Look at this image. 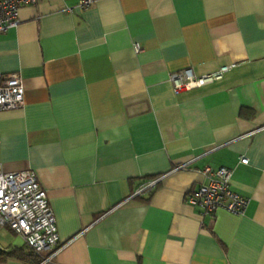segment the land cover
Segmentation results:
<instances>
[{"label": "crops", "instance_id": "1", "mask_svg": "<svg viewBox=\"0 0 264 264\" xmlns=\"http://www.w3.org/2000/svg\"><path fill=\"white\" fill-rule=\"evenodd\" d=\"M78 1L22 5L0 33V75L19 73L24 98L0 111V165L46 192L59 241L44 264H264V0ZM230 63L204 87L168 81ZM205 165L231 169L242 215L186 202ZM14 248L0 227V264H33L2 256Z\"/></svg>", "mask_w": 264, "mask_h": 264}, {"label": "built area", "instance_id": "2", "mask_svg": "<svg viewBox=\"0 0 264 264\" xmlns=\"http://www.w3.org/2000/svg\"><path fill=\"white\" fill-rule=\"evenodd\" d=\"M39 0H0V33L17 24L18 10L22 5H36ZM95 0H79L82 9ZM135 52L140 51L137 43ZM235 66L230 63L218 69L197 75L190 67L172 71L168 81L175 92L204 87L222 79ZM23 85L19 73L0 75V111L18 109L23 106ZM239 162L246 164V157ZM179 165L177 168H181ZM203 180L186 194V202L199 208L200 216H213L221 209L234 215H242L249 199L230 188L232 171L227 167L213 168L205 165L200 169ZM158 177L141 183L133 196L151 191ZM0 227H6L20 236L25 245L39 258L38 264L51 260L57 250L58 234L53 212L48 204L45 190L39 185L33 170L4 171L0 165ZM45 253H48L45 255Z\"/></svg>", "mask_w": 264, "mask_h": 264}, {"label": "trees", "instance_id": "3", "mask_svg": "<svg viewBox=\"0 0 264 264\" xmlns=\"http://www.w3.org/2000/svg\"><path fill=\"white\" fill-rule=\"evenodd\" d=\"M239 115L242 117H249L252 115V111L247 108H240L239 110ZM155 178L154 176L146 177L147 180ZM145 179V180H146ZM151 191H147V193H150ZM27 247V246H26ZM27 252H24L22 249L14 248L11 249L10 251H7L6 253H3L2 256L4 257H15V258H20V257H32L34 259L33 264H38L40 261V258L31 250L27 247Z\"/></svg>", "mask_w": 264, "mask_h": 264}]
</instances>
